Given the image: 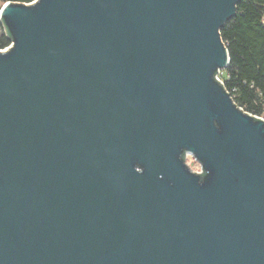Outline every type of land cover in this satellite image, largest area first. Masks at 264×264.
Segmentation results:
<instances>
[{"label": "water", "instance_id": "water-1", "mask_svg": "<svg viewBox=\"0 0 264 264\" xmlns=\"http://www.w3.org/2000/svg\"><path fill=\"white\" fill-rule=\"evenodd\" d=\"M241 1L3 4L0 264H264V118L218 78Z\"/></svg>", "mask_w": 264, "mask_h": 264}, {"label": "trees", "instance_id": "trees-1", "mask_svg": "<svg viewBox=\"0 0 264 264\" xmlns=\"http://www.w3.org/2000/svg\"><path fill=\"white\" fill-rule=\"evenodd\" d=\"M32 2L34 0H0ZM1 8V6H0ZM231 61L222 80L236 103L254 115L264 112V0H242L237 14L221 29ZM5 28L0 48L11 44Z\"/></svg>", "mask_w": 264, "mask_h": 264}, {"label": "rangeland", "instance_id": "rangeland-1", "mask_svg": "<svg viewBox=\"0 0 264 264\" xmlns=\"http://www.w3.org/2000/svg\"><path fill=\"white\" fill-rule=\"evenodd\" d=\"M0 6L1 7L3 6L2 3H0ZM3 31H4V25L2 24L0 20V35L2 34ZM224 75H225V69L221 71L220 77L223 78ZM261 117L264 118V112ZM187 162L189 163V165L194 171L200 172L202 170L199 161L196 160L192 155L187 156Z\"/></svg>", "mask_w": 264, "mask_h": 264}, {"label": "built area", "instance_id": "built-area-1", "mask_svg": "<svg viewBox=\"0 0 264 264\" xmlns=\"http://www.w3.org/2000/svg\"><path fill=\"white\" fill-rule=\"evenodd\" d=\"M7 47H8V46H7ZM5 48H6V47H5ZM5 48H3V49H5ZM3 49H2V50H3ZM218 78L222 80V78L220 77V73L218 74ZM222 81H223V80H222ZM259 117H261V116H259Z\"/></svg>", "mask_w": 264, "mask_h": 264}]
</instances>
